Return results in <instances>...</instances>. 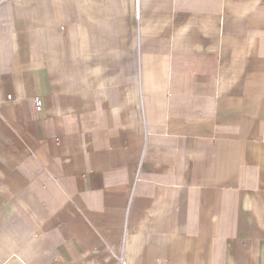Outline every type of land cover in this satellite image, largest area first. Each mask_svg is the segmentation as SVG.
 <instances>
[{"label": "crops", "instance_id": "obj_1", "mask_svg": "<svg viewBox=\"0 0 264 264\" xmlns=\"http://www.w3.org/2000/svg\"><path fill=\"white\" fill-rule=\"evenodd\" d=\"M121 262L264 264V0H0V264Z\"/></svg>", "mask_w": 264, "mask_h": 264}, {"label": "built area", "instance_id": "obj_2", "mask_svg": "<svg viewBox=\"0 0 264 264\" xmlns=\"http://www.w3.org/2000/svg\"><path fill=\"white\" fill-rule=\"evenodd\" d=\"M35 108H36V110H39V103H38V101H35ZM121 264H123V262H121Z\"/></svg>", "mask_w": 264, "mask_h": 264}]
</instances>
